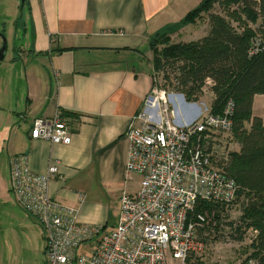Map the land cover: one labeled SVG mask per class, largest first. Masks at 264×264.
I'll list each match as a JSON object with an SVG mask.
<instances>
[{"label":"crops","instance_id":"1","mask_svg":"<svg viewBox=\"0 0 264 264\" xmlns=\"http://www.w3.org/2000/svg\"><path fill=\"white\" fill-rule=\"evenodd\" d=\"M22 10L15 31L20 45L10 58V71L23 70L26 99L22 103L3 83L7 101L0 93V199L19 207L9 190L10 156L25 154L28 168L38 174L56 163L60 175L48 182L49 196L75 207L78 222L110 231L118 222L120 193H135L139 187L138 174L125 178V132L154 85L150 39L179 23L189 10L183 0H28ZM258 96L264 95H254L252 109ZM170 99L177 124L198 116L194 103L185 102L183 108ZM58 110L71 127L70 142L31 140L32 120ZM255 116L264 124V113ZM33 221L43 255V234Z\"/></svg>","mask_w":264,"mask_h":264},{"label":"built area","instance_id":"2","mask_svg":"<svg viewBox=\"0 0 264 264\" xmlns=\"http://www.w3.org/2000/svg\"><path fill=\"white\" fill-rule=\"evenodd\" d=\"M259 51L264 44L252 39L250 54ZM168 102V93L153 85L127 127L125 178L138 174L140 181L135 193H120L118 222L110 231L78 222L75 207L49 196L48 182L60 175L56 163L38 174L25 154L9 157V190L41 228L44 264H188L190 253L200 249L197 235L208 211L197 210L198 203H228L238 190L206 151L215 132H233L234 101L228 99L220 114L207 111L182 125ZM70 135L60 110L33 119L29 128L31 140L68 144ZM240 264L261 263L248 257Z\"/></svg>","mask_w":264,"mask_h":264},{"label":"trees","instance_id":"3","mask_svg":"<svg viewBox=\"0 0 264 264\" xmlns=\"http://www.w3.org/2000/svg\"><path fill=\"white\" fill-rule=\"evenodd\" d=\"M216 8L228 18L233 14L256 27L240 31ZM204 13L209 21L204 36L171 42L169 28L193 23ZM177 24L150 39L154 73L162 75L160 87L181 94L187 102L198 101L206 90L212 92L210 113L220 114L222 103L234 101L232 133L240 148L231 164L220 169L235 180L237 193L245 198L244 214L258 230L256 252L250 257L264 264V124L261 117L252 115L254 95H264V51L250 54L252 39L264 44V0H200ZM206 151L212 152L211 144ZM211 161L214 164L212 156ZM214 206L216 203L200 201L197 210L210 214Z\"/></svg>","mask_w":264,"mask_h":264},{"label":"rangeland","instance_id":"4","mask_svg":"<svg viewBox=\"0 0 264 264\" xmlns=\"http://www.w3.org/2000/svg\"><path fill=\"white\" fill-rule=\"evenodd\" d=\"M198 1L183 0V4L187 6V10H190L197 6ZM216 9L217 13L224 15L230 24L240 31L254 29L256 27L240 17H233V14H230L228 18L220 8ZM20 14L22 15V12L19 11V0H0V34H4L9 43L6 57L0 62V93L2 96L4 95L3 83L6 82L8 91L10 89L13 95L18 94V96L22 97L23 103V100L26 99L23 89V70L17 67L18 69L16 71H10L12 66L10 58L12 55L15 57V52L12 50L13 38L17 49L20 45V33L17 32L16 34L13 31V35L11 26L14 29L15 24L19 22ZM4 27H6V30ZM169 29V32H171H168V34L171 42L193 41L207 33L209 29L208 17L204 13L201 17L195 19L193 23H187L185 25L177 24L174 28ZM17 66H20L19 62H17ZM153 84L158 88H162L160 87L164 84L162 75L155 74ZM165 91L168 93L169 105L172 106L170 98H173L178 102L179 106L186 107L185 102L187 101L184 100L183 96H179V93H173L170 90ZM213 95L212 92L206 90L198 101L191 102L199 109L196 120L203 114L209 112L214 98ZM3 101H7L5 96H3ZM15 112H18V110L15 109ZM255 113H264V96L256 97L252 115H255ZM6 114L13 115L14 113L6 111ZM174 114L177 118L175 111ZM236 143L237 140L232 132L228 135L215 132L211 136L210 142L214 164L221 169H224L223 166L225 164H231L233 154L236 152ZM2 152L6 154L5 146ZM11 203L12 205L14 204L13 201ZM216 205L210 214L209 211L207 213L205 224L200 228L197 235L201 244L200 249L190 253L188 264H240L256 252L254 246L258 240V230L251 224V219L247 218L244 214L246 209L245 198L238 191L232 201ZM14 206L16 207L15 209L5 200L0 199V214L2 213V218L0 219V264H43L42 251L36 243L40 239L42 245V238L38 231L39 228L35 225L31 216L15 204ZM202 211L205 210L202 209ZM27 225H30V227Z\"/></svg>","mask_w":264,"mask_h":264},{"label":"water","instance_id":"5","mask_svg":"<svg viewBox=\"0 0 264 264\" xmlns=\"http://www.w3.org/2000/svg\"><path fill=\"white\" fill-rule=\"evenodd\" d=\"M27 2H28V0H20V4H19V11L20 12H22L23 6L26 5ZM19 18H21V14L19 15ZM14 29H15L14 31H16V25H15ZM0 39H1V45H0V62H1L5 58L9 43H8V40L4 34H0ZM12 50H13V52H15L14 54H17V47H15L14 38H13V42H12ZM179 96H182V95L180 94Z\"/></svg>","mask_w":264,"mask_h":264}]
</instances>
